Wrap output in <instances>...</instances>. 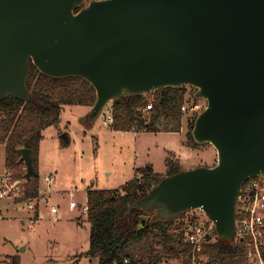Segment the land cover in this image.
I'll list each match as a JSON object with an SVG mask.
<instances>
[{"label":"water","instance_id":"water-1","mask_svg":"<svg viewBox=\"0 0 264 264\" xmlns=\"http://www.w3.org/2000/svg\"><path fill=\"white\" fill-rule=\"evenodd\" d=\"M31 61L93 85L90 122L125 96L196 89L207 107L192 137L213 146L216 165L164 178L135 207L148 222L201 211L236 242L241 189L264 176V0H0V101L32 100ZM19 152L30 179L32 151Z\"/></svg>","mask_w":264,"mask_h":264},{"label":"rangeland","instance_id":"rangeland-1","mask_svg":"<svg viewBox=\"0 0 264 264\" xmlns=\"http://www.w3.org/2000/svg\"><path fill=\"white\" fill-rule=\"evenodd\" d=\"M187 92L179 133L116 132L107 120L113 103L94 122L89 120L88 107H64L60 123L44 131L40 144V194L32 199L38 213L28 208L31 200L25 198L22 181L16 185L11 198L0 199V264L15 261L18 264H99L98 259L85 256L90 248L91 226L83 208L87 206L90 189L122 190L139 169L148 166L166 178L169 158L180 162L183 170L216 165L217 152L213 146L204 144L192 148L188 145L191 119L206 109L207 101L195 100L196 89L192 87H187ZM154 93L145 94L147 101L154 99ZM65 134L68 144H64ZM8 171L5 146L1 145L0 181L8 176ZM49 176L56 179L51 184L46 182ZM11 182L16 180L11 177ZM72 202L77 208H70ZM52 207L59 210L57 215L51 212ZM154 217L163 220L180 217V222L197 217L202 223L207 222L201 211ZM34 218L36 221L32 224Z\"/></svg>","mask_w":264,"mask_h":264},{"label":"trees","instance_id":"trees-1","mask_svg":"<svg viewBox=\"0 0 264 264\" xmlns=\"http://www.w3.org/2000/svg\"><path fill=\"white\" fill-rule=\"evenodd\" d=\"M81 8V7H80ZM76 9V11L80 10ZM32 100L8 96L0 101V146H5L6 168L12 178L22 181L26 199L40 194L38 174L39 151L44 131L58 126L64 107H93L97 93L93 85L80 77L55 78L47 76L30 63L26 83ZM187 87H167L155 91L153 108L145 95L125 96L112 104L116 132L179 133L183 126ZM196 100V98H195ZM147 113V114H146ZM198 114L189 124V146H202L194 141L192 129ZM69 141H64L68 144ZM32 151L35 175L27 179L26 165L20 163L19 150ZM183 168L177 160L169 158L166 177ZM153 167L139 169L135 178L122 190L90 189L87 194V220L90 224V248L85 256L98 259L99 264H162L180 261L186 264L191 246L183 231L185 218L163 220L152 217L148 222L146 209L135 207L164 179ZM184 216V215H183ZM187 218V217H186ZM217 240L204 247L207 264H247L248 249L245 242ZM264 259V243L261 246ZM12 264H18L16 261Z\"/></svg>","mask_w":264,"mask_h":264},{"label":"built area","instance_id":"built-area-1","mask_svg":"<svg viewBox=\"0 0 264 264\" xmlns=\"http://www.w3.org/2000/svg\"><path fill=\"white\" fill-rule=\"evenodd\" d=\"M185 106L182 108L183 112L186 111ZM152 108L151 101L145 110L149 112ZM107 120L109 124L113 123L112 114ZM7 174L8 176L0 181V199L2 200L11 198L16 185L20 184V181L10 183L12 172L8 171ZM55 180L54 176L46 178L48 184ZM35 204L31 200L28 208L37 214ZM70 208H77V204L72 202ZM83 210L87 213V206ZM51 212L57 215L59 210L52 207ZM35 221L36 218L32 219L31 223L34 224ZM183 231L186 235V242L191 246V253L186 257V264H207L208 257L203 252L204 247L217 240L213 222L207 219L206 223H202L197 217L187 218L184 220ZM241 239L244 240L248 249L247 264H264V259L261 257V246L264 243V176L250 179L241 189L236 219V241H241Z\"/></svg>","mask_w":264,"mask_h":264},{"label":"crops","instance_id":"crops-1","mask_svg":"<svg viewBox=\"0 0 264 264\" xmlns=\"http://www.w3.org/2000/svg\"><path fill=\"white\" fill-rule=\"evenodd\" d=\"M89 108V113H90V111H91V108L90 107H88ZM181 164V163H180ZM183 165V164H182Z\"/></svg>","mask_w":264,"mask_h":264}]
</instances>
